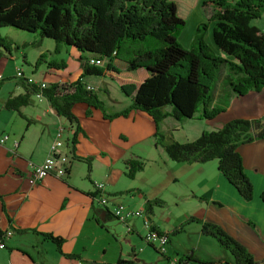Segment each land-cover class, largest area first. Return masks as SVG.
<instances>
[{
    "label": "crops",
    "instance_id": "0c3cea01",
    "mask_svg": "<svg viewBox=\"0 0 264 264\" xmlns=\"http://www.w3.org/2000/svg\"><path fill=\"white\" fill-rule=\"evenodd\" d=\"M172 1L176 15L184 19V27L180 31L183 44L189 46L196 25L205 20L210 7L202 8L200 0ZM258 18L251 20V24L264 32L256 23ZM211 26L210 21L203 34L204 42L215 54L231 59L219 52L212 42ZM12 42L14 48L20 49L14 54L20 55L22 63L19 62L17 68L24 76H35L38 71L35 81L46 84L59 82L58 79H43L40 75H48L47 72L56 74L67 69L70 59L77 56L78 69L72 77L60 82L69 83L78 78L85 55L79 54L73 47L59 45L55 52L51 39L36 40L32 33ZM4 54L0 53V77L11 76L15 72L3 73L4 61L9 60ZM6 54L11 58L13 53L10 50ZM39 56L40 61L35 63ZM57 60L64 64L63 67H48L47 62ZM103 63L102 60L100 65ZM110 64L116 71L104 69L100 75H84L80 81L94 90V79L114 80L118 87L121 84L136 86L148 75L143 68L128 70L126 63L118 59L110 60ZM11 83L13 86L7 95L22 91L16 80ZM215 90L212 104H216L219 96V90ZM225 94L228 100L223 110L212 118H199L195 113L191 118L179 121L166 116L157 123V130L174 133L183 130L181 124H186L187 132L181 139H177L186 141L195 138L203 130L216 129L232 118L264 117V87L258 91L248 90L242 95H234L226 88ZM123 95L124 103L120 106L107 109L102 103L104 111L113 113L127 107L130 95ZM42 99L44 104L40 106L19 107V114L0 106V113H4L0 115L4 117L0 133H7L5 127L15 131L12 136L7 133V139L0 144V264H115L117 259L150 264L147 248L153 250L154 247L142 237L144 228L140 218H129L122 223L110 213L114 203L136 209L120 200L122 191L129 192L128 188L133 186H138L133 194L140 196V208L144 207L147 199L158 198L162 201L160 205L151 206L148 215L153 228L168 235L164 256L178 258L189 254L192 259L185 264H211L208 262L217 258L230 260L213 237L199 233V224L196 222H188L182 231L169 234L181 221L175 225L168 222L163 208L169 204L176 207L179 200L188 199L181 202L182 205H190L192 213L188 216L219 225L243 245L254 259L264 257V201L259 198V193L264 189V137L236 147L243 172L251 183L252 195L248 200L242 199L216 169L215 160L202 163L174 162L164 151L158 162L151 161L161 173L159 176L153 180L145 179L139 184L127 185L132 187L116 188L111 179L115 166H120L123 174L124 158L151 157L143 155L139 149L144 143L153 144L155 124L148 114L137 109L108 119L102 116L98 108L76 102L70 108L78 124L73 155L90 156L89 170L84 162L70 158L68 146L62 143L57 152L64 155L67 164L64 175L49 173L42 180L28 184L26 176L30 166L41 162L48 154L55 130L59 129L64 139L71 133L67 122ZM164 110H168V107H164ZM170 120L173 122L169 123ZM181 181L187 183L182 190L179 185H174ZM97 182L103 184L108 197L105 206L98 203V193L94 189ZM196 197L205 198L206 201H199ZM41 233L59 237V249H56L53 242L44 239ZM182 235L186 239L178 240L177 237ZM157 255L153 264H164L165 257Z\"/></svg>",
    "mask_w": 264,
    "mask_h": 264
},
{
    "label": "trees",
    "instance_id": "16d2710c",
    "mask_svg": "<svg viewBox=\"0 0 264 264\" xmlns=\"http://www.w3.org/2000/svg\"><path fill=\"white\" fill-rule=\"evenodd\" d=\"M200 6H209V14L196 25L188 48H183L176 35L183 28L184 20L176 15L172 0H0V26L32 33L36 40L49 38L54 42L55 52L63 45L85 55L78 78L69 83L52 82L38 88L27 82L23 75H14L22 91L8 94L2 100L1 108L19 114V107L28 105L30 97L39 92L71 128L65 139L70 158L84 162L87 170L90 156L73 155L78 124L70 111L71 106L83 102L98 108L108 119L125 115L131 109L143 111L155 124L154 143L160 145L170 160L202 163L214 159L216 169L237 194L244 200L250 199L251 183L243 172L236 147L264 137V117L232 118L218 128L203 130L186 141L175 140L169 131L157 130V123L166 116L181 121L197 112L199 118L209 119L223 110L224 106L212 104L211 93L212 82L221 65L227 69L230 93L242 95L248 90L258 91L264 87V32L251 24V20L264 11V0H200ZM210 21L212 42L219 52L231 59L215 54L204 42L203 32ZM12 43L0 36V51L9 53ZM89 58L103 60V66L88 64ZM40 59L37 57L35 63ZM112 59L125 62L128 70L143 68L148 75L136 86L119 85L125 95H130V103L120 111L106 113L94 91L85 88L80 78L100 75L104 69L116 71L110 64ZM47 65L59 69L64 64L51 61ZM122 164L127 177H132L143 165L133 157L124 158ZM259 198L264 201V189ZM196 199L206 201L205 198ZM161 203L158 198L147 199L143 209L149 214L151 206ZM192 221L199 224L200 234L213 237L220 248L230 254L228 261L217 258L208 263L264 264V257L254 259L243 245L213 222L188 216L169 234L182 231L183 226ZM41 235L59 249V237L47 233ZM153 250L160 254L155 248ZM191 259L189 254H183L176 264H185ZM115 264L136 263L117 259Z\"/></svg>",
    "mask_w": 264,
    "mask_h": 264
},
{
    "label": "rangeland",
    "instance_id": "374dc122",
    "mask_svg": "<svg viewBox=\"0 0 264 264\" xmlns=\"http://www.w3.org/2000/svg\"><path fill=\"white\" fill-rule=\"evenodd\" d=\"M256 23L259 27H262V29H264V13L260 14ZM208 24H209V22L207 23L203 34L206 32ZM28 34L29 33L26 31H22V30L16 29V28L11 27V26H0V36L6 38L8 40H11V41H15L17 39H20L21 36H27ZM176 40L178 41V43L183 48H188L187 45L185 46L183 44V38H182V35L180 34V32L176 35ZM10 50L13 53L11 55V58L6 53L4 54L9 59V60L4 61L5 66H4L3 73H5V74L10 73V72H14L15 70H17L19 68L18 63L19 62H20V64L22 63L20 55L14 54V53H17L20 51L19 47L14 48V43H12L10 45ZM72 50H74V49H72ZM0 52L4 53L3 51H0ZM70 60H71V63L69 64L67 69H63L61 71H58L56 74H52L50 72H47L48 75H46L45 73H43V75H40V76L43 77V79H46V78L58 79L59 82L61 80H67L69 77H72L74 75L75 71L78 69L77 68L78 67V64H77L78 57L73 56ZM223 68H225V69H223ZM36 75H39L38 71L35 74V76ZM227 75H228V73H227V69H226L225 65H221L219 70L217 71V73L215 75V80L212 82L213 85L211 87V93H212V100L213 101H214L213 97H214V94L216 91L215 89L219 90V96L216 100V105L223 106L226 104V102L228 100V97L225 94V89L226 88L228 89ZM35 76H32L31 79L37 80V78ZM15 80L17 82V78L14 77V74H12L9 77L7 76V78L6 77L2 78V84L0 85V104H1L2 100L7 96V93L10 91L11 87L13 86L11 82H15ZM93 83L97 87V88L95 87V89L93 90L94 93L96 94L97 98L106 106L107 109L114 108L115 106H120L124 103L125 96L123 95V93L121 92L119 87L115 84L114 80L109 81V79H105V80L94 79ZM33 95L30 97L32 102H30V104H28L26 106H40V104H44V101L42 98L38 99V98L34 97ZM110 106H112V107H110ZM1 114H4V113L2 112V113H0V115ZM3 119H4V117L0 116V127H3ZM47 120L50 121V119H47ZM183 120H185V119H183ZM171 122H173V121L170 120L169 123H171ZM181 126H182L183 130L179 129V130L175 131L174 133L171 132L172 137L175 140L181 139L182 135L187 132L186 124H181ZM5 131L11 136L13 135V133L15 134V131L13 128L5 127ZM57 140L60 141L61 143L65 144V139H64L63 135L61 136V134H60V136L57 138ZM45 141H46V137H45ZM52 142H53V140H52ZM40 143H43V142L40 140ZM148 143H150V145L147 143H144L143 145H141L139 152L142 153L143 155L151 156V157L148 159L140 158V157L138 158L143 163V165H142V168L140 170H137L133 173L132 177H127L124 174V171L122 174L120 166H115V169L113 172V179H111V183L116 188L132 187V186H127V185L128 184H133V185L139 184V183L144 182L145 179L153 180L154 177H156L157 175L159 176L161 174L159 171H157L154 168V165L152 162L153 161L158 162V158L163 154V150L160 147V145L155 144L154 141H153V144L151 142H148ZM212 160H214V159H212ZM212 162H214V161H212ZM174 185L175 186L179 185L181 187L180 190H182L184 187H186L187 183L185 184V182L181 181L179 183H174ZM136 188H138V186H133V188H128L129 192H122V197L120 198V200L122 203L127 204L131 207H136V209H137V208L141 207V202L139 200L140 196L138 194H133L135 192ZM187 200H182V199L179 200L177 202L178 203L177 206L179 205L178 207L177 206L173 207L172 204H169L170 206L166 205L163 208L164 216L168 217V222H172L175 225L178 221H182L185 217H187L190 213H192L190 205L185 206V205H182V203H181V202L184 203ZM143 231L144 230L142 229V233H143ZM177 238H179L178 240H182V239L185 240L186 239L185 235H182V237H177ZM167 245L168 244L166 243L165 246H167ZM225 252H226V255L228 257H230L229 252L227 250H225ZM196 253H198V252L196 251ZM147 255L149 257V261H150L149 263L150 264H153L154 259L158 258L157 253H155L151 248H149V249L147 248Z\"/></svg>",
    "mask_w": 264,
    "mask_h": 264
},
{
    "label": "built area",
    "instance_id": "2783aa9c",
    "mask_svg": "<svg viewBox=\"0 0 264 264\" xmlns=\"http://www.w3.org/2000/svg\"><path fill=\"white\" fill-rule=\"evenodd\" d=\"M88 64L100 65L101 61L96 59H88ZM16 77L23 75L22 72L17 69L14 72ZM24 76V75H23ZM26 77V81L29 83L35 84L38 88H44L46 83L42 81H35L31 79V76ZM85 88H90L85 86ZM36 98H42L39 92H36L34 95ZM60 136L59 129L55 130L53 142L48 148V154L43 158V160L36 164H31L30 169L27 173L26 180L28 184H34L42 180L46 175L52 173L56 176L64 175L67 168V164L64 159V155L57 152V148L62 145L57 138ZM7 139V135L0 133V144L4 143ZM95 191L98 193V203L102 206H105L108 203V197L103 190V184L97 182L94 185ZM111 215L119 222L125 223L129 218L139 217L141 220L142 227L144 228L143 239L144 241L153 246L160 254L165 253V244L167 243V237L165 233H161L153 228L152 223L149 219V215L144 211L143 208L131 209L126 207L121 203H114L110 207ZM1 246V244H0ZM177 257L167 256L164 264H176Z\"/></svg>",
    "mask_w": 264,
    "mask_h": 264
}]
</instances>
